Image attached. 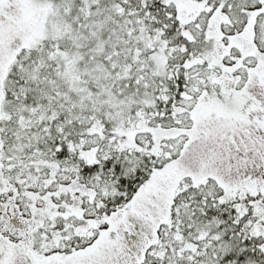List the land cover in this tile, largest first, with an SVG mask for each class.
Instances as JSON below:
<instances>
[{
    "label": "snow or ice",
    "instance_id": "snow-or-ice-1",
    "mask_svg": "<svg viewBox=\"0 0 264 264\" xmlns=\"http://www.w3.org/2000/svg\"><path fill=\"white\" fill-rule=\"evenodd\" d=\"M0 264H264V0H0Z\"/></svg>",
    "mask_w": 264,
    "mask_h": 264
}]
</instances>
